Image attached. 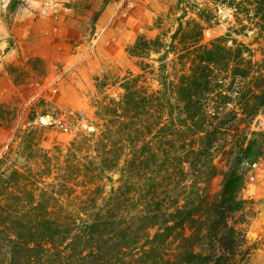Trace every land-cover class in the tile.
Wrapping results in <instances>:
<instances>
[{
  "label": "rangeland",
  "instance_id": "1",
  "mask_svg": "<svg viewBox=\"0 0 264 264\" xmlns=\"http://www.w3.org/2000/svg\"><path fill=\"white\" fill-rule=\"evenodd\" d=\"M220 1L0 0V229L19 215L24 224L46 216L62 239L71 215L83 211L87 188L118 186V174L101 172L89 157L102 106L122 98L127 80L159 90L162 81L188 72L199 44L228 34L262 60L257 3ZM141 36L150 44L135 48ZM236 122L238 142L264 130L261 115ZM241 198L248 204L234 219L247 238L240 264H264V157L252 166ZM32 204L40 208L26 213ZM174 247L158 245L149 255L142 240L123 264H175ZM7 251L0 250V264H8ZM53 253H24L14 264H67Z\"/></svg>",
  "mask_w": 264,
  "mask_h": 264
},
{
  "label": "trees",
  "instance_id": "2",
  "mask_svg": "<svg viewBox=\"0 0 264 264\" xmlns=\"http://www.w3.org/2000/svg\"><path fill=\"white\" fill-rule=\"evenodd\" d=\"M250 1L264 26V0ZM142 44L150 43L141 36L135 48ZM190 55L188 72L176 82L148 91L133 78L120 100L102 106L89 163L115 171L118 186L87 188L83 211L71 215L62 239L48 217L24 224L19 215L15 229H0L8 264L45 250L67 264H123L142 240L149 255L158 245H175V264L244 260L247 238L234 219L248 204L241 194L249 172L264 157V130H251L242 142L232 135L241 118L261 115L264 122V57L255 61L230 34ZM39 208L32 204L26 213Z\"/></svg>",
  "mask_w": 264,
  "mask_h": 264
},
{
  "label": "built area",
  "instance_id": "3",
  "mask_svg": "<svg viewBox=\"0 0 264 264\" xmlns=\"http://www.w3.org/2000/svg\"><path fill=\"white\" fill-rule=\"evenodd\" d=\"M43 123H46L47 121L45 120V121H42ZM50 123V122H49Z\"/></svg>",
  "mask_w": 264,
  "mask_h": 264
},
{
  "label": "crops",
  "instance_id": "4",
  "mask_svg": "<svg viewBox=\"0 0 264 264\" xmlns=\"http://www.w3.org/2000/svg\"><path fill=\"white\" fill-rule=\"evenodd\" d=\"M0 60H1V58H0Z\"/></svg>",
  "mask_w": 264,
  "mask_h": 264
}]
</instances>
